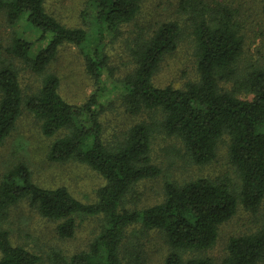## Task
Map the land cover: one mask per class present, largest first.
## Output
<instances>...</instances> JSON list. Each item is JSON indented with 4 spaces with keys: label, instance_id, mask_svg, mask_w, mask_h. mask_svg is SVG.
<instances>
[{
    "label": "trees",
    "instance_id": "16d2710c",
    "mask_svg": "<svg viewBox=\"0 0 264 264\" xmlns=\"http://www.w3.org/2000/svg\"><path fill=\"white\" fill-rule=\"evenodd\" d=\"M95 10L97 29L89 37L79 27H67L46 12L45 0H0L9 24L23 19L38 33L44 46L32 55L33 42L12 35L8 54L41 75L36 91L26 98L11 62L0 65V144L12 130L22 104L40 123L43 135L57 136L50 144L51 162L75 160L101 175L105 183L97 189V199L82 202L64 186L47 188L32 181L24 161H15L0 179V264H38L41 257L23 246L12 244L1 226L8 210L21 200L40 216L61 220L57 232L70 237L75 230L73 215L101 216L99 231L85 250L65 258L53 253L54 264H145L140 250H129L127 230L159 232L168 247L164 264H215L209 256L192 255L211 248L219 226L229 220L238 206L255 212L264 198V69H253L242 81L252 98L245 99L223 89L219 83L236 73L243 37L235 12L226 6L206 14L205 6L191 4L194 54L198 81L183 88L156 86L152 76L162 56L175 49L180 28L174 21L160 23L150 36L132 49V71L113 85L118 100L130 115L148 118L131 124L115 145L102 139L100 101L105 93L103 76L110 71L101 44L105 32L117 33L122 24L136 16L141 0H88ZM264 10V0H263ZM63 43L83 47L85 69L96 84L85 102L76 105L60 94L59 78L46 72ZM110 68V69H109ZM159 131L178 138L192 161L206 164L216 157L218 142L228 139V159L238 183L228 176L214 180L197 177L182 183L166 180L163 200L128 209L125 197L141 179L160 173L150 159L153 134ZM223 264H257L264 258V222L253 232L231 236Z\"/></svg>",
    "mask_w": 264,
    "mask_h": 264
},
{
    "label": "rangeland",
    "instance_id": "374dc122",
    "mask_svg": "<svg viewBox=\"0 0 264 264\" xmlns=\"http://www.w3.org/2000/svg\"><path fill=\"white\" fill-rule=\"evenodd\" d=\"M205 6L206 14L215 7L226 6L235 12L239 30L243 37L242 53L236 64V73L229 81L219 85L234 95L250 99L252 93L242 85L246 75L253 69H264V10L263 0H141L140 8L132 21L122 24L117 33L105 32L101 44L108 57L110 71L103 76L106 88L100 97L103 110L100 114L102 139L108 145H115L123 138L127 128L138 120L148 118L147 114H128L118 100L119 93L113 85L117 79L130 73L134 67L132 49L137 41L150 36L162 22L174 21L180 28V37L173 51L165 53L152 76L156 86L171 85L183 88L189 81H198L190 5ZM47 13L67 27L84 29L89 37L95 34L97 22L94 7L88 0H45ZM12 35L33 42L32 55L44 41H37L38 33L21 19L9 24L4 12H0V65L11 62L18 71V79L23 98L36 91L41 75L33 73L26 64L11 57L6 48ZM83 47L71 43L59 46L55 58L47 66L46 72L59 78L58 90L70 103L79 105L87 100L97 87L85 69ZM110 69V68H109ZM41 121L22 104L19 116L10 133L0 144V179L5 171L17 160L24 161L34 183L47 188L66 187L82 202L97 199V189L105 183L96 171L75 160L51 162L47 152L51 142L63 132L45 136L40 129ZM228 139L224 135L218 142L216 157L206 164L192 161L182 142L176 137H168L157 131L153 134L150 159L158 166L160 173L141 179L124 199L128 209L147 207L163 200V184L166 180L182 183L191 178L207 177L218 180L228 176L236 185L238 180L228 159ZM75 230L70 237H61L57 226L61 220H50L39 215L35 208L23 199L8 210L1 226L9 234L12 244L20 245L41 257L38 264H54L53 253L69 258L74 253L85 250L96 236L101 224L98 215H73ZM264 222V198L255 212L238 206L235 214L218 228L215 244L184 256H209L215 264H223L226 245L231 236L257 230ZM127 230L129 250H140L145 255V264H164L168 247L163 236L157 231H140L138 226ZM257 264H264V258Z\"/></svg>",
    "mask_w": 264,
    "mask_h": 264
}]
</instances>
